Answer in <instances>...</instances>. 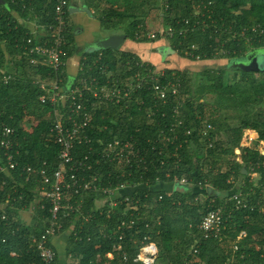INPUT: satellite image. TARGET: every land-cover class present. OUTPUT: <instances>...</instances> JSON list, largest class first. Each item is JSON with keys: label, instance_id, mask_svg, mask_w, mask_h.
Wrapping results in <instances>:
<instances>
[{"label": "trees", "instance_id": "16d2710c", "mask_svg": "<svg viewBox=\"0 0 264 264\" xmlns=\"http://www.w3.org/2000/svg\"><path fill=\"white\" fill-rule=\"evenodd\" d=\"M200 1L89 0L88 8L96 14L95 9L103 2L104 7L99 13L102 28L114 32L120 30L126 38L146 42L154 40L147 38L149 26L146 19L152 9L159 7L161 27L154 33L155 37L162 38L163 33L173 29L172 37L166 38L169 46L177 50V55L190 60H195L196 55L202 60H229L224 65L206 66L204 74L212 85L204 87V91L215 89L216 101H232L234 108L252 105L264 96V80L256 82L251 76L262 71H246L231 63L244 59L250 51L264 48V0H211V10L203 18L190 11L191 6ZM5 2L6 5L0 4V136L4 126L13 129L9 136L12 143L9 153L16 165L12 169L8 167L6 151L0 146V264L42 262L31 238L40 237L50 227L52 215L50 197L43 194L46 186L38 169L44 167L52 172L58 167L59 145L51 130L53 121L61 119L65 128H71L73 121L81 123L82 115L73 110L77 103L90 113L91 120L74 141L70 163L74 172L78 177L95 176L101 185L126 181L134 188L128 196L137 204L138 209L133 212L139 217L130 228L123 229L128 234L124 241L128 264H140L132 260L140 245L131 244L135 238L140 239L145 234L158 245L155 264H180L190 257L194 246L198 253L192 264H264V210H259L261 206L253 210L234 209L226 226L234 224L236 232L223 231L228 235L224 241L219 242L216 238L202 240L197 229L202 215L221 204L217 194L231 191L238 177L247 182L250 162H264V154L239 145L243 129L247 127L255 128L259 138L264 139V121L259 120L258 113L250 118L239 117L240 124L232 126L227 122L226 114L215 115L219 103H197L193 97L188 98L189 76L186 70L166 68L157 74L152 64L120 49L83 52L78 73L70 80L65 74V64L58 71L43 63L31 64L19 46V40L27 29L11 14V10L17 11L19 6L8 0ZM34 5L38 11L52 9V2L47 0H35ZM67 14L68 9L66 17ZM186 17L190 19L187 24L183 22ZM40 20L49 19L43 17ZM197 20L199 24H196ZM257 23L263 28V33L252 37L249 43L243 38L228 40V30L238 33L241 26ZM181 30L185 33H180ZM221 43L229 53L214 51ZM185 49L190 50L193 56L185 55ZM74 52L75 44L70 29H67L62 60L65 62ZM230 70L241 76L227 85L222 76ZM5 73L11 77L5 79ZM54 81L59 84L64 97L52 103L48 95ZM113 85H117L122 93L129 87L133 90L115 103V98H105L100 92L102 87L110 89ZM76 86L82 91L71 98L70 93ZM155 87L164 89V98L158 95ZM42 95L46 96L43 102L40 101ZM182 101L183 104L180 103ZM179 104L176 113L174 107ZM206 123H210L212 129L204 137L200 135L199 128ZM187 129L191 130L188 135L185 133ZM222 131L224 136H217ZM114 138L132 145L136 161L131 160V166L125 165L121 159L102 154L103 145ZM236 147L242 150L241 163L235 156L227 157L235 153ZM85 156L90 168L77 164ZM223 156L227 158L224 166L221 164ZM28 166L36 168V171L28 174ZM243 166L246 174L240 172ZM258 169L264 174L263 167ZM179 177L187 179V189L183 190V185L177 183L175 178ZM198 183L204 191H200ZM258 190L257 194L250 192V196L260 199ZM125 194L119 193L117 200ZM201 194L204 195L202 203L196 201ZM102 197V193L93 190L80 194L73 189L63 191L62 208L57 218L60 226H55V235H68L66 262L69 256L85 264L95 260L97 254L105 255L111 250L114 240L102 237L100 231L112 236L118 223L129 219L130 211L126 212L127 206L123 201L107 218V203L103 208L96 205ZM68 204L74 209H67ZM28 210L32 212L29 222L22 217V213ZM84 217L88 219L84 220ZM241 231L246 235L236 240ZM76 232L79 238L74 234ZM87 234L92 235L91 241L86 239ZM52 239L53 236L49 243L55 251V258L51 264H57L59 253ZM250 240H254L251 245L247 244ZM233 244L237 249L232 250ZM172 249L175 253L171 252ZM166 256L168 261L164 259ZM158 258L162 260L160 263H157ZM112 263L123 264L118 254L110 261Z\"/></svg>", "mask_w": 264, "mask_h": 264}, {"label": "built area", "instance_id": "2783aa9c", "mask_svg": "<svg viewBox=\"0 0 264 264\" xmlns=\"http://www.w3.org/2000/svg\"><path fill=\"white\" fill-rule=\"evenodd\" d=\"M8 1L19 6V9L17 11L15 9L11 10V14L15 17L19 24L23 25V27L27 29L24 35L21 36L19 40V46L23 49V56L31 64L43 63L49 65L54 71H58L65 64V62L62 60V55L64 53V45L66 44V32L68 29L66 11L70 5V0H47L52 2L51 11H38V9H36L34 5L35 0ZM212 4L213 1L211 0L207 2L202 0L194 4V14L201 18L205 17L206 13L210 12ZM165 7H167V5H165ZM20 10L22 13H20ZM43 17H47L49 20L41 21L40 19ZM189 20L190 19L186 17L183 19V22L187 24ZM201 22H204V20H202ZM196 24H199L198 20L196 21ZM173 32V29H169L165 33H163V35L165 37H172ZM182 32L185 33V30L180 31V33ZM228 33H230V39L228 40H231L233 38H243L247 43H249L252 40V37L263 33V28L259 23H257L251 26H241L238 33L230 30H228ZM149 37L154 38L155 34L151 33L149 34ZM223 46L224 43L219 44V46L215 48L214 51L224 54L229 53L226 49L223 48ZM191 48H194V46H191ZM184 53L185 55L193 56V53L188 49H185ZM196 57V59H200L198 58V55H196ZM10 77V74L5 73V79H8ZM50 87L52 89V92L48 95V98L52 103H55L58 99H62L64 97V94L61 93L59 84L57 82H52ZM155 88L159 93L158 95L164 98V89L161 87ZM132 90L133 87H129L122 93L121 89L117 85H113L110 89L102 87L100 89V92L102 93L101 95H103L105 98H115L114 102L117 103L120 97H122L123 95H128V93ZM81 91L82 89L76 86L70 93L71 98H74V95H80ZM45 100L46 96H40V101L43 102ZM180 103L183 104L184 102L182 101ZM181 104L174 107V111L176 113H178ZM73 110L75 112H79L82 115L81 123L73 121V125L71 126V128H65L61 119L56 118L53 121L51 130L54 131L56 141L59 145V164L58 167L52 172H48V170L44 167L38 169V173L42 177L41 181L44 187L46 186L43 194L50 197V212L52 215V219L50 220L51 225L50 227L46 228V231L44 233H41L40 237H32L31 243L38 250V255L42 261L39 264H51L55 258V251L49 243V238L55 235V231H57L55 226H60L57 225V218L59 217L62 208L63 191L65 189H73V192H75L76 194H80L83 191L89 190L98 191L102 193L103 199L108 205V208L106 210L107 218H109L113 214V208L122 201L126 203V212L130 211V217L128 220L122 219L118 223L116 231H113V236H108L107 233L103 232L102 235L104 238L110 237L114 240L111 250L107 251L102 258H99L100 261L95 258V260H90L85 264H102L103 262L105 264H108L114 259L115 254H118L119 260L123 264H125L128 262L129 257L127 252L128 250L124 246V241L128 234L127 231H123V229L125 227L130 228L131 225L136 223L139 216L134 215L133 211H137V204L133 203L132 199H130V197L128 196L129 194H125L122 196L121 200H117L120 191L128 185L126 181H121L117 184L109 183L106 185H101L96 182L97 177L95 176L89 178H86L85 176L78 177L74 172L73 164H70L72 162L71 152L74 147V141L81 133V129L83 128V126L90 122L91 116L88 111L84 110L81 104L77 103ZM211 129L212 125L210 123H206L204 126H201L199 128L200 135L204 137L209 135ZM12 132V128L4 126L2 129V136H0V146L6 151V160L8 163V167L11 169L16 165V162L13 160L12 154L9 153V149L12 145L9 136L12 134ZM185 133L188 135L191 133V130L187 129ZM242 135V146L256 149L260 153L264 154V151L260 149L261 146L257 148L256 146H251V144L253 143L262 144L264 146V139L261 140L259 138V132L255 128H244ZM101 152L106 157L111 156V158L113 159H121V161L127 166H131V160L133 162L136 161V156L134 154L132 145L129 142H123L118 138L107 141L101 148ZM86 160L87 156H85L83 160L77 161V164L82 167H85L86 165L88 166V168H90L91 165H88ZM261 167L264 168V162H250L248 178L251 184L249 187V191L253 194H257L256 190L259 189L258 194L264 198V174L258 169H261ZM26 171L28 174H30L36 171V168L28 166L26 168ZM175 180L180 185L188 184L185 177L175 178ZM197 186L199 187V189L203 188L201 186V183H198ZM159 198H161V196ZM256 206L257 205L253 202H249L244 199L241 192H234L230 194L228 197L224 198V201L220 205L207 210L202 215L200 222L197 224V229L200 233L201 239H219L222 230L226 226L229 219H231L232 211L234 209L242 207L253 210L257 208ZM66 208L72 210L74 209L71 204H68ZM259 210H261L262 212L264 210V207H261V209ZM87 219L88 217H84V220ZM74 234L79 238L77 233ZM245 235V232L241 231L237 235V238L241 239ZM87 239L89 240L90 237L87 236ZM130 239H133V237H131ZM136 243H139L140 246L138 247V251L132 259L133 262L140 264H146V262L147 264H155L158 255V247L156 243L150 239V235L145 234L142 235L140 239L135 238L131 246L136 245ZM146 248L150 250L144 251V249ZM234 248L237 249V246L235 245ZM192 253L194 255L198 253L197 247H193ZM141 257H143L144 259H140ZM73 264H80L79 260L76 259ZM180 264L188 263L184 261Z\"/></svg>", "mask_w": 264, "mask_h": 264}, {"label": "rangeland", "instance_id": "374dc122", "mask_svg": "<svg viewBox=\"0 0 264 264\" xmlns=\"http://www.w3.org/2000/svg\"><path fill=\"white\" fill-rule=\"evenodd\" d=\"M71 1V0H70ZM72 1H78V4L80 7H88L89 4V0H72ZM104 7V3H100L99 8L97 7L96 10V14H91L89 12L86 11H77V12H73L70 13L68 12L67 14V20L69 22L68 25V31L70 29V34L72 36V41L75 44V52L76 54L80 53V55H82L83 52L85 51H91V50H104L106 48H99L95 43L96 41L94 40L95 36H96V31L98 30L100 32V30L104 33L108 32L109 29L106 28H102L100 23H99V13L101 8ZM192 9L191 14H194V6H191ZM160 11H159V7L152 9L150 11V16L146 19L147 24L150 23L149 25V29H148V34H147V38L148 39H154L153 41L151 40H147L146 42H150V58L149 60H147V63H150L153 65L154 70L157 74H161L166 68H172V69H177V70H186L187 71V76H189V82H188V91L190 92L189 97H193L195 99V101L198 103L199 101H202L205 103H209L211 104L213 103H219V109L218 112L215 114L217 116H224L225 114L228 116L227 117V122L232 125V126H237L240 124V118L242 117H252V115L258 113L259 115V120L260 121H264V96L261 98L260 100H256V102H254L252 105H247L244 106L243 108H234L233 107V103L232 101H216V91L215 89H211L209 91H204V87H208L210 85H212L210 83V81L208 80L207 76L204 74V70L206 68V66H213V65H224L225 63H228L229 60L227 58H214V59H207V60H202V59H195V60H190L187 58H183L180 57L179 55H177V53L174 54H163V52L161 51L159 53V51L157 50V48L155 46H157V43L159 41H161L159 38L156 39L155 38H151L149 37V34L151 33H157L158 29L161 27V18H160ZM77 17H79V19H76ZM150 18V19H149ZM76 29H80L83 31V37H78L80 34L76 33L75 30ZM120 30H117V32H119ZM116 32V31H115ZM82 35V34H81ZM164 38H166L163 35ZM149 57V56H148ZM243 57L240 59H236L234 61H242ZM257 65L258 67L261 69L262 72L260 73H255V74H251V78L254 79L256 82L259 80H264V59L263 57L260 58V60H257ZM240 73L230 70L227 71L225 73H223V80L224 83L227 85L232 84L234 81H237L240 78ZM47 84V83H44ZM203 91V92H202ZM200 100H197L199 99ZM240 117V118H239ZM207 118V117H204ZM205 120V119H204ZM215 127H213V130L216 131V129H214ZM220 137H223V131L222 132H218V135ZM243 137V135H242ZM241 137V141H240V146L242 148H244V146H242L243 143V138ZM217 138V137H216ZM252 147H260V149H262L264 151V146L262 144H257V143H253L251 144ZM234 154L232 156H227L229 157V159H231L233 156H235V159H237V157L239 158L237 161L239 163H241V154H242V150L239 147H236L234 150ZM224 159L222 160L221 164L224 166V163L226 162V157L223 156ZM221 158V156H220ZM121 165V164H120ZM127 187H125L124 189H122L120 191L121 194H129L130 192H133L134 188L130 185L129 182H127ZM249 178L246 182V180L242 177H238L237 179H235L234 185L235 187H233V189L231 191H229L228 193H224V194H220L218 193L217 195H219V199H220V203H222L224 201V198L232 193L235 192V189H237L236 191H241L244 199H247L248 201L251 200V202H253L254 204H256L257 206H261L264 207V198L261 196L260 199H258L256 196H254V198H252L250 196V191H249ZM174 185V184H173ZM172 186V185H171ZM170 186V187H171ZM188 184H184L183 186H181L184 189H187L185 187H188ZM180 187V188H181ZM202 191H204V189H202ZM204 193V192H201ZM216 194V193H215ZM227 196V197H228ZM204 199V195L201 194L198 196V199L196 201L198 202H203ZM103 197L99 198V202L103 201ZM101 204V203H100ZM102 208L104 207V205L102 204L101 206ZM138 207V206H137ZM31 210L28 211H24L22 213V217L27 221H31ZM143 213L145 214V212L143 211ZM222 231H229V233L232 234V232H236V227L234 224L230 223L228 226H225L224 229ZM226 236V237H225ZM225 239H228V235H225V232L222 233L221 235V239L218 240L220 241H224ZM234 243V241H233ZM254 243V240H250L247 244L251 245ZM232 245V244H231ZM172 253H175V251L172 249L171 251ZM98 255V254H97ZM96 258L97 260H99V258H102L103 255H99ZM189 258H186V262L188 264H192L193 261H195L197 259V254H193L191 253L189 255ZM166 261H168L167 256L164 258ZM74 260V258H69L67 260L68 263H72ZM100 261V260H99ZM162 260L161 259H157V263H160ZM184 262V261H183ZM198 263V262H197ZM102 264H105L104 262ZM110 264V263H108ZM112 264H117V263H112Z\"/></svg>", "mask_w": 264, "mask_h": 264}, {"label": "crops", "instance_id": "0c3cea01", "mask_svg": "<svg viewBox=\"0 0 264 264\" xmlns=\"http://www.w3.org/2000/svg\"><path fill=\"white\" fill-rule=\"evenodd\" d=\"M70 6L71 7H80L79 4H78V1H72V0L70 1L69 7ZM90 11H91V14H93L91 9H90ZM76 19H79V17H77ZM148 24L150 25V23H148ZM75 32L80 34L78 37H83V31L82 30L76 29ZM111 33H121V32L108 31V32L104 33L101 30H100V32L97 30L94 40L96 41V40H98V39H100L102 37H105L106 35L111 34ZM159 39L161 41H159L157 43V46H155V47L157 48V50L160 53L161 51H164L169 46V44H168L167 38L162 37V38H159ZM149 49H150V42H139V41H135V40H132V39H129V38H126L124 40V42L122 43L121 47H120V50H123V51L129 52L131 54L137 55V56L140 57V59H142L143 61H146V62L150 58V50ZM80 53L76 54V52H74L65 61V68L64 69H65V74L67 75L68 80L73 79L76 76V74L78 73V70L80 68V64L79 63H80V60H81V57H82V55H80ZM172 187L173 186H171V189H172ZM200 191H202V190L200 189ZM102 204L103 205L105 204V200H103L102 202L101 201L99 202V199H98L96 201V205L98 207H101ZM103 232L108 234V232H106V231H100V234H101L102 237H103V235H102ZM221 235H222V233H221ZM87 236L90 237L89 240L91 241L92 238H93L92 235L91 234H87ZM108 236H110V235L108 234ZM112 236H113V234H112ZM86 239H87V237H86ZM220 239H221V236H220V238L218 240H220ZM236 240H239V239L236 238ZM52 242L55 245L57 252L59 253V261L57 262V264H73L76 261V259L78 260V258H74L72 263H68L65 260L66 259L65 258L66 257L65 256V252H66L67 247H68V235H66L64 233L56 234V235L53 236ZM156 245H157V243H156ZM157 247H158V245H157ZM233 249L235 250L234 247H232V250ZM70 257L73 258L72 256H70ZM63 260H64V262H63Z\"/></svg>", "mask_w": 264, "mask_h": 264}, {"label": "water", "instance_id": "95a60500", "mask_svg": "<svg viewBox=\"0 0 264 264\" xmlns=\"http://www.w3.org/2000/svg\"><path fill=\"white\" fill-rule=\"evenodd\" d=\"M0 4L6 5L5 0H0ZM77 11H86L91 13L90 9L88 7H68V12L73 13ZM126 39V34L124 33H111L106 35L105 37H102L96 41V45L99 48H112V49H120L122 43ZM163 54H174L175 51L171 48V46H168L164 51H162ZM264 59V48L256 49L253 51H250L246 54L245 58L242 61H232V65L235 67H239L246 71H255L259 70L260 68L257 65V60L259 61L260 58ZM239 158L237 157L236 160ZM240 172L243 174H246L247 171L245 167L243 166L240 169ZM208 190L211 189V187H207ZM217 193V192H216Z\"/></svg>", "mask_w": 264, "mask_h": 264}, {"label": "clouds", "instance_id": "9594fccd", "mask_svg": "<svg viewBox=\"0 0 264 264\" xmlns=\"http://www.w3.org/2000/svg\"><path fill=\"white\" fill-rule=\"evenodd\" d=\"M150 249H148V248H146V249H144V251H149ZM140 259H144L143 257H141ZM146 264H147V262H146Z\"/></svg>", "mask_w": 264, "mask_h": 264}]
</instances>
